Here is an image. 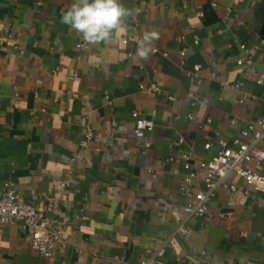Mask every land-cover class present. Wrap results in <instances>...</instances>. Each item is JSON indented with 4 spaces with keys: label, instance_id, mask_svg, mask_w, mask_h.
<instances>
[{
    "label": "crops",
    "instance_id": "1",
    "mask_svg": "<svg viewBox=\"0 0 264 264\" xmlns=\"http://www.w3.org/2000/svg\"><path fill=\"white\" fill-rule=\"evenodd\" d=\"M73 2L0 0V193L13 182L68 220L52 259L18 225L0 226V264H264L263 192L230 175L238 191L218 189L207 216L189 218L180 190L182 152L210 161L219 139L264 115V0H120L130 15L113 43L89 50L60 22ZM145 32L157 38L141 58ZM134 112L153 123L147 152ZM247 166L264 176V164Z\"/></svg>",
    "mask_w": 264,
    "mask_h": 264
},
{
    "label": "built area",
    "instance_id": "2",
    "mask_svg": "<svg viewBox=\"0 0 264 264\" xmlns=\"http://www.w3.org/2000/svg\"><path fill=\"white\" fill-rule=\"evenodd\" d=\"M130 41L133 42L134 39L126 38L122 43L128 44ZM91 46L83 38L77 43V48L80 50H89ZM241 49L246 50V46L242 45ZM152 52L157 53L158 50L154 48ZM180 56L184 60L186 57L185 49H181ZM237 63L240 66H250L252 59L250 56L244 59L240 58ZM198 69L199 67L196 68V70ZM71 79L76 82L78 77L74 76ZM232 87L239 89L241 84H235ZM133 117L135 118L134 136L137 141L136 144L147 152L154 146V141L147 136V133L153 130V123L141 118L138 112H134ZM194 119L195 116H189L190 121ZM234 123L235 121H233ZM91 137L92 134L88 133L82 145L86 146ZM183 143L184 140L179 138L173 143V146L178 148ZM260 143H264V115L257 122L247 124L239 136L229 141L219 139L216 143L218 150L210 161L197 162L191 153L182 152L180 160L185 175L180 190L190 200L182 211L189 218H205L211 200L218 189L223 188L233 193L238 191L235 185L226 182V178L230 175L241 178L245 184L264 193V176L255 173L247 166L254 161L259 165L264 164V149L260 147ZM212 147L213 144L210 142H206L204 145L206 151ZM173 161H175L173 158L168 159V162L172 163ZM201 172L205 174L203 177L205 190H200L198 187ZM3 189L0 193V226L18 225L22 232L29 236L32 249L38 256L43 259L54 258L57 246L61 242V229L68 220H56L49 211L38 209L25 201L20 196L17 185L13 182L5 183ZM177 233L180 237L186 238L191 234V229L180 226ZM139 264H161V262L152 258L143 260Z\"/></svg>",
    "mask_w": 264,
    "mask_h": 264
},
{
    "label": "clouds",
    "instance_id": "3",
    "mask_svg": "<svg viewBox=\"0 0 264 264\" xmlns=\"http://www.w3.org/2000/svg\"><path fill=\"white\" fill-rule=\"evenodd\" d=\"M130 15L120 0H74L63 11L60 22L82 35L90 45H109L115 32L122 27L123 18ZM157 38L155 32H145L138 43L136 55L146 58L151 42Z\"/></svg>",
    "mask_w": 264,
    "mask_h": 264
},
{
    "label": "water",
    "instance_id": "4",
    "mask_svg": "<svg viewBox=\"0 0 264 264\" xmlns=\"http://www.w3.org/2000/svg\"><path fill=\"white\" fill-rule=\"evenodd\" d=\"M260 36L262 40L264 41V22L262 23L261 29H260Z\"/></svg>",
    "mask_w": 264,
    "mask_h": 264
}]
</instances>
